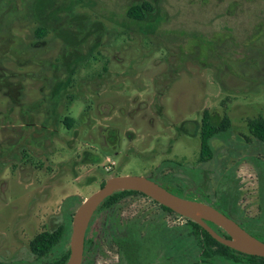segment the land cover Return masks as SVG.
Returning a JSON list of instances; mask_svg holds the SVG:
<instances>
[{
    "label": "rangeland",
    "instance_id": "rangeland-1",
    "mask_svg": "<svg viewBox=\"0 0 264 264\" xmlns=\"http://www.w3.org/2000/svg\"><path fill=\"white\" fill-rule=\"evenodd\" d=\"M143 1L155 11L127 19ZM205 111L230 126L200 163ZM259 117L264 0H0V264H37L30 241L116 176L165 177L264 238ZM92 217V264H129L128 227L137 264L199 257L185 219L142 195Z\"/></svg>",
    "mask_w": 264,
    "mask_h": 264
},
{
    "label": "trees",
    "instance_id": "trees-1",
    "mask_svg": "<svg viewBox=\"0 0 264 264\" xmlns=\"http://www.w3.org/2000/svg\"><path fill=\"white\" fill-rule=\"evenodd\" d=\"M154 11L155 7L148 1H143L141 3H130L125 10V17L130 21L143 22L147 16L152 14ZM44 35V28H38L36 31V36L38 38H42ZM229 126V119L226 115L223 116L221 122L214 123L207 111L203 112L199 129L200 152L198 162L205 163L211 160L213 157V151L210 140L221 133H226L229 129ZM248 127L252 135L259 142L264 144V117H259L257 120L249 123ZM150 178V180L154 181L170 193L185 198L180 191L172 188L169 185V182L164 180L165 177L160 179L155 177ZM132 194L139 193L124 191L111 195L101 203L95 213L99 212L100 210L110 209L122 198ZM160 208L166 213L174 214L166 207L160 206ZM185 224L188 228L189 237L194 239L199 250V257L195 264H264V258L239 253L218 243L196 223L185 219ZM237 224L251 236L258 240H260L259 238H262L260 241L264 242L263 237H258L255 234L248 232L246 227L242 224ZM208 225L218 235L228 238L221 229L210 223H208ZM70 226L71 214H66L64 217V222L58 225L55 229L52 231H42L38 233L29 243L31 254L36 258L50 254L47 262L48 264H65L69 255L68 241ZM137 237V233L132 227H128L121 235L116 237L115 243L119 249L124 252L129 264H137L138 258L140 257V241ZM85 257L86 250L83 249L82 264H85ZM42 262H40V264ZM37 264H39V260Z\"/></svg>",
    "mask_w": 264,
    "mask_h": 264
},
{
    "label": "water",
    "instance_id": "water-1",
    "mask_svg": "<svg viewBox=\"0 0 264 264\" xmlns=\"http://www.w3.org/2000/svg\"><path fill=\"white\" fill-rule=\"evenodd\" d=\"M124 191L142 194L175 215L196 223L214 240L232 250L264 258V242L251 236L233 219L212 206L172 194L145 177L116 176L106 180L74 212L68 241L69 255L65 264H82L85 233L93 214L105 199ZM208 223L221 229L228 238L218 235Z\"/></svg>",
    "mask_w": 264,
    "mask_h": 264
},
{
    "label": "flooded vegetation",
    "instance_id": "flooded-vegetation-1",
    "mask_svg": "<svg viewBox=\"0 0 264 264\" xmlns=\"http://www.w3.org/2000/svg\"><path fill=\"white\" fill-rule=\"evenodd\" d=\"M92 221H93V217L91 218L89 224H88V227H87V230H86V233H85V239H84V247L83 249L86 250V257H85V264H92V259H93V255L95 253V249H96V242H95V239H96V235L95 233L92 231L91 229V224H92ZM34 256V255H33ZM50 254H47L46 256H42L40 258H36L35 256V259L39 260V264L40 262H43L41 264H48V258H49Z\"/></svg>",
    "mask_w": 264,
    "mask_h": 264
}]
</instances>
